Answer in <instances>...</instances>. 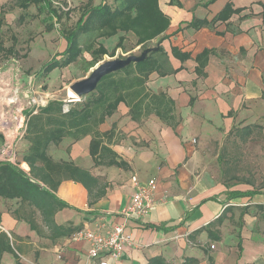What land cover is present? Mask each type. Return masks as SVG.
Returning a JSON list of instances; mask_svg holds the SVG:
<instances>
[{
    "label": "crops",
    "instance_id": "crops-1",
    "mask_svg": "<svg viewBox=\"0 0 264 264\" xmlns=\"http://www.w3.org/2000/svg\"><path fill=\"white\" fill-rule=\"evenodd\" d=\"M91 1L92 6L102 2ZM169 1L158 0L169 18L160 45L174 72H152L145 83L148 92L165 96L163 108L171 101L169 109L160 118L146 100L135 120L120 102L98 125L106 134L104 144L122 165H96L89 152L91 135L53 146L60 152L54 159L72 161L105 184L104 194L89 204L81 183L61 181L55 194L67 206L55 213L54 221L102 233L123 224L129 243L118 258L106 256L108 264H146L156 256L170 264L186 258L197 259L194 264H264V186L257 188L246 177L217 175L207 155L210 139L222 138L233 126L244 128L264 114V0H178L179 6ZM227 3L239 10L225 21L197 29L188 25L194 18L210 21ZM129 33L97 37L93 45H102L109 59L119 36ZM155 45L156 39L147 47ZM134 48L140 45L130 52ZM172 48L189 57L180 59ZM204 50L209 52L198 60ZM133 176L140 183L154 180L155 205L140 217H125L122 210L135 192ZM0 210V229L25 249L16 250L19 264L26 254L32 264H99L88 258L87 241L71 235L51 241L6 208ZM2 264H16V259L4 253Z\"/></svg>",
    "mask_w": 264,
    "mask_h": 264
},
{
    "label": "trees",
    "instance_id": "trees-1",
    "mask_svg": "<svg viewBox=\"0 0 264 264\" xmlns=\"http://www.w3.org/2000/svg\"><path fill=\"white\" fill-rule=\"evenodd\" d=\"M16 2L22 10L34 4L39 11L46 12L50 21L61 20V14L52 6L51 0H16ZM169 2L180 5L178 0ZM85 8L77 19L75 27L62 30L66 42L65 49L49 59L41 67V72L49 74L55 68L66 67L76 61L83 51L90 53L89 66H94L104 54H108V51L102 45L92 48V39L110 37L118 31L132 32L136 37V45H140L141 51L148 48L151 40L158 38V43L143 60L104 75L95 89L84 99L72 100L68 103L53 99L43 106L26 110L23 136L27 139L28 146L20 162L0 161V199L14 202L16 205L13 209L6 208L13 218L24 221L38 236L51 241L68 237L76 231L70 223L58 225L54 221L55 213L67 206L55 194L61 181L73 180L81 183L88 191L89 204L93 203V197L104 194L105 186L99 177L72 161L54 159L50 154L51 147L58 145L63 139L76 141L91 135L89 152L96 165H122L121 161L116 160L114 152L104 144L102 136L106 134L99 132L98 125L113 113L120 102L126 103L131 117L135 120L139 119L146 100L153 104V112L160 118H163L166 108L168 110L171 104V101L167 100V106L163 108L166 105L165 96L161 93H150L145 86L152 72H156L159 76L174 72L168 62L167 53L160 45L166 37L163 33L168 27L169 18L159 9L158 0H112V3L102 0L99 5ZM238 10L232 9L231 4L227 3L210 21L194 18L188 25L197 29L205 24L225 21ZM52 28V23L46 24V30L50 31ZM82 34L90 37L85 46L80 43L79 38ZM124 39V36H119L109 56L114 55L116 48L122 47ZM11 49L4 47L0 33V57L4 53L11 54ZM172 52L180 59L189 57V53H180L175 48H172ZM208 52L204 50L197 56L198 60L205 58ZM65 105L71 106L66 108ZM146 106L147 110L148 104ZM245 129V132L249 133L250 126H246ZM21 162H25L22 163L24 167L28 166L27 170L20 167ZM1 213L0 210V218ZM11 237L13 236L0 229V264L4 253H11L16 259V264H19L14 240ZM217 237L216 235L215 238ZM196 262L195 258H186L182 264ZM146 264L170 263L163 257L156 256L148 259Z\"/></svg>",
    "mask_w": 264,
    "mask_h": 264
},
{
    "label": "rangeland",
    "instance_id": "rangeland-1",
    "mask_svg": "<svg viewBox=\"0 0 264 264\" xmlns=\"http://www.w3.org/2000/svg\"><path fill=\"white\" fill-rule=\"evenodd\" d=\"M51 1L61 14L59 22L55 19L50 21L46 12L39 11L34 4L22 10L16 0H0V33L4 47L12 48L11 54L4 53L0 57V160L9 158L12 162H20L25 153L28 146L23 136L26 110L43 106L53 99L70 102L68 99L71 98L67 96L69 85L87 76L96 65L89 66L90 53L83 51L68 66L49 74L41 72V67L64 48L66 42L62 30L75 27L85 7L92 6L91 0ZM105 1L112 3V0ZM50 22L53 28L48 31L46 24ZM131 34L125 37L122 47L116 49L109 59L141 53L140 48L130 52L136 46V37L134 39ZM89 38L82 34L79 38L81 45L85 46ZM107 59L103 56V60ZM65 107L68 108L67 105ZM248 126L249 133L245 132L246 127L233 126L222 138L210 139L207 155L210 169L217 175L246 177L259 188L264 186V114L259 121L250 122ZM59 153L54 147L50 150L51 155L58 156ZM15 205L12 201L0 199L2 208L13 209ZM224 243V239L219 242L220 246ZM14 247L19 252L25 251L15 243ZM23 257L24 264H32L27 254Z\"/></svg>",
    "mask_w": 264,
    "mask_h": 264
},
{
    "label": "built area",
    "instance_id": "built-area-1",
    "mask_svg": "<svg viewBox=\"0 0 264 264\" xmlns=\"http://www.w3.org/2000/svg\"><path fill=\"white\" fill-rule=\"evenodd\" d=\"M131 179L135 186V192L130 204L122 210V214L125 217H140L155 205V182L151 179L146 183H140L135 176ZM71 237L87 241L89 245L88 258L97 260L99 264H108L105 260L106 256L112 259L118 258L123 246L129 243L128 236L124 233L123 224H115L104 233L98 228L79 229L73 232Z\"/></svg>",
    "mask_w": 264,
    "mask_h": 264
},
{
    "label": "water",
    "instance_id": "water-1",
    "mask_svg": "<svg viewBox=\"0 0 264 264\" xmlns=\"http://www.w3.org/2000/svg\"><path fill=\"white\" fill-rule=\"evenodd\" d=\"M158 43V38L156 39V44ZM154 47H148L141 51L140 54H129L124 58H113L107 59L96 64L89 72V74L77 81H74L69 85V90H71L75 95V100H82L85 96L92 92L99 80L106 74L117 71L130 63H135L143 60L147 53L155 49ZM73 99V98H71ZM68 99V101H72Z\"/></svg>",
    "mask_w": 264,
    "mask_h": 264
},
{
    "label": "bare ground",
    "instance_id": "bare-ground-1",
    "mask_svg": "<svg viewBox=\"0 0 264 264\" xmlns=\"http://www.w3.org/2000/svg\"><path fill=\"white\" fill-rule=\"evenodd\" d=\"M67 96L70 97V98H73V99L76 98V95H75L71 90H69V91L67 92Z\"/></svg>",
    "mask_w": 264,
    "mask_h": 264
}]
</instances>
